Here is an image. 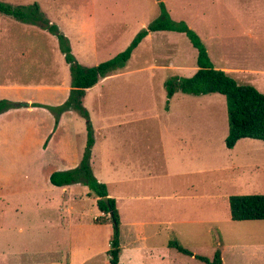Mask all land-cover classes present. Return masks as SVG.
Listing matches in <instances>:
<instances>
[{
    "label": "rangeland",
    "instance_id": "rangeland-1",
    "mask_svg": "<svg viewBox=\"0 0 264 264\" xmlns=\"http://www.w3.org/2000/svg\"><path fill=\"white\" fill-rule=\"evenodd\" d=\"M39 1L44 5L45 0ZM0 2L21 5L28 11L35 0ZM163 2L169 8L171 19L182 20L198 35L214 67L231 69L227 70L228 74L238 83L251 84L264 93V0ZM119 6V17L103 20L101 24L113 22L111 27L95 29V33L87 29L89 32L70 36L71 52L80 64L93 66L114 57L160 14L156 0L120 2ZM69 21L78 27L81 24L98 27V20H85L81 12L74 13ZM196 57L197 50L184 33L152 31L132 51L123 68L94 85L83 97L92 118L94 114H101L107 119L120 118L124 123L136 125L192 122L209 128L210 161L215 166L218 193L226 196L217 202L214 222L197 224L196 228L182 227L178 237L165 232L150 237L142 245L133 244L130 237L132 245H128L121 233L119 264H208L175 249L164 251V255L168 239L177 240L184 248L210 259L218 249L222 264H264V220L234 221L228 213L229 195L264 194V141L242 138L232 149L225 147L228 118L225 97L218 93L176 92L169 100L170 112L163 111L167 100L165 81L192 75ZM56 58L40 29L0 13V85H38L51 77L49 68ZM31 87L32 90L0 89V100L18 104L2 111L10 112L6 116L8 121L0 123V264H68V225L90 223L98 210L91 197L84 195L82 182L79 183L83 185L74 189L81 198L67 200L60 187H31L34 180L30 177H16L20 167H24L22 161L26 156L32 157V162L27 164L28 172L34 173L37 166L42 171L47 169L48 152L45 159L40 157L37 162L36 155L43 154L39 153L37 143H41L44 133L50 135L54 131L53 123L59 113L50 107L64 104L69 97L53 100L50 91ZM28 96L36 102L32 105L33 112L26 109ZM58 97L62 99V92ZM41 106L45 112L40 110ZM12 109H21L19 115ZM70 110L72 122L62 127L58 135L74 136L79 165L87 142V121L78 111ZM65 111L62 113L66 115ZM38 134L42 135L35 141ZM60 147L62 150L63 146ZM197 147L203 149L206 158V143L199 142ZM61 169L56 171H64ZM38 176V183L42 184V174ZM86 190L93 196L88 187ZM191 217L195 219L197 215ZM71 230L75 231V227ZM85 254H79L75 260L79 261ZM108 260V255L96 254L81 264H105Z\"/></svg>",
    "mask_w": 264,
    "mask_h": 264
},
{
    "label": "crops",
    "instance_id": "crops-1",
    "mask_svg": "<svg viewBox=\"0 0 264 264\" xmlns=\"http://www.w3.org/2000/svg\"><path fill=\"white\" fill-rule=\"evenodd\" d=\"M35 2L38 4L43 16L48 20V24L56 25L58 32L68 38L71 48V35L79 36L89 32L87 29L95 33V29H105L106 25L111 27L113 22L102 26L103 20L117 19L119 17V3L135 2V0H45L43 2L44 5H40L39 0H35ZM72 2L77 3L73 5ZM166 9L169 8L167 7ZM77 12H81L82 18H85V20H98V27H86L82 24L78 27L70 22L69 20ZM174 21L182 20L177 19ZM27 24L40 29L47 37L52 51L56 54L57 63L53 61L52 66L49 68L51 77L48 80L36 83L38 85H0V89L4 90L7 87L8 90H32L31 86H33L34 89L50 91L53 100H66L65 98L69 96L71 89L70 79H68L70 78V73L67 71L69 66L64 59V54L60 51L56 35L41 22ZM150 33L144 38L149 37ZM196 68L197 66L194 71ZM222 70L228 73L227 70L231 69ZM111 75L100 79L97 83ZM91 88H88L86 93ZM61 92L62 99L61 97L59 99L58 94ZM26 101L28 105L26 109L33 112L35 108L32 107V104L36 103L33 101V97L28 96ZM41 104L43 103L41 102ZM20 110L16 109L14 111L12 109L11 111L19 115ZM40 110L45 112L42 106ZM163 111L166 114L170 112L169 101ZM8 112L10 111L0 113L1 124H5L8 121L6 117ZM65 112L66 115L61 113L57 123H53V133L50 135L48 133L41 134L42 141L37 143V145L40 144L39 153H43L40 156L36 155L37 162L40 161V157L44 156L45 159L48 152L47 159L49 163L47 162V169L42 171V168L37 166L34 173L32 171L28 172L27 164L32 162V157L27 159V156L23 155L25 157L22 161L24 167H20V170L15 175L19 179L30 177L31 180H34V182L30 183L31 187L56 186L50 182V175L57 168L69 170L78 165L77 151L73 142L74 136L72 134L69 136L66 133L67 141L64 135L62 136L63 140L58 135V131L65 127L68 122H72L73 119L71 118L73 115L71 110ZM93 117L89 113L94 138L90 149V167L94 177L106 185L107 197L113 198L116 202L119 213V236L124 233L125 241H128V245H132V242L133 244L142 242L146 244L150 237L165 232L178 237L183 230L182 227L196 228L197 224L214 222L217 202L219 199L220 201L224 200L226 196L218 193V183L215 181V166L213 161H210L208 149L211 135L208 133L209 128L192 122L136 125L129 122L124 123L119 120L120 118L107 119L101 114H94ZM38 125H32L31 127L38 128ZM33 130L36 131L35 129ZM64 130L66 129L64 128ZM41 135H35V141H38ZM199 142L206 143V158H204L203 149L197 147ZM60 145L63 146L62 150ZM26 147L20 146L18 148L24 149ZM63 163L66 165H63ZM37 173L39 175L40 173L42 174V184L38 183L39 176ZM79 185L83 184L75 182L56 187H60L64 192V198L66 197L67 200H78L81 198V194L76 193L74 189ZM82 187L84 195L91 197V201L97 207V196L94 194L90 196V192L86 190L87 186L84 185ZM65 193H68L67 196ZM97 210L98 213L92 218V222L87 224L78 223L75 226L72 224L68 225L70 229L67 247V251H69L67 253L69 255H67L68 264H81L82 261L96 254L108 255L107 250L113 234V224L98 207ZM192 214L197 215V217L193 219L191 217ZM120 226L123 227L122 230ZM74 227L75 231H72L71 229ZM130 237L133 239L132 242L129 241ZM170 242L179 244L177 240H166V247L162 252L164 255V251L177 250L170 245ZM148 249L151 250L152 248L149 247ZM79 254H85V256L83 255L84 257L82 256L79 261H76L75 257ZM192 254L189 256L194 257L195 253L192 252ZM105 264H110L109 260Z\"/></svg>",
    "mask_w": 264,
    "mask_h": 264
},
{
    "label": "trees",
    "instance_id": "trees-1",
    "mask_svg": "<svg viewBox=\"0 0 264 264\" xmlns=\"http://www.w3.org/2000/svg\"><path fill=\"white\" fill-rule=\"evenodd\" d=\"M157 1L160 10L159 16L148 23L145 28L139 30L123 51L93 66H84L75 59L71 52L68 38L58 32L56 25L48 24V20L43 16L36 2L33 3L32 8L28 11H24V7L21 5L14 6L0 2V13L26 23L41 22L58 39L60 51L64 54V59L69 66L71 89L69 97L64 104L50 107V109L56 111L57 114L70 109L78 111L87 121V142L79 165L69 170L53 172L50 175V182L56 186L82 182L97 196L96 204L98 209L107 215L113 224V234L108 249L110 264H118L119 261V213L113 198L107 197V202L103 200V197L108 195L106 185L94 177L90 167V149L94 142L93 128L89 120L88 111L83 106L82 99L88 88L93 87L100 79L123 68L132 51L149 32L176 31L184 33L197 50V68L192 75L188 77H172L165 81L166 107L169 99L178 91L192 95L221 94L225 97L228 118V133L224 140L225 146L232 148L242 138L264 141V93L251 84L238 83L226 71L215 68L198 35L185 22L172 20L163 1ZM17 105L0 100V112L5 111L10 106ZM32 105L35 104L33 103ZM228 207L231 220H264V194L230 195L228 197ZM170 245L183 254L193 255L190 250L176 242H170ZM194 257L208 264H222L218 249L214 252L211 259L199 254H195Z\"/></svg>",
    "mask_w": 264,
    "mask_h": 264
},
{
    "label": "water",
    "instance_id": "water-1",
    "mask_svg": "<svg viewBox=\"0 0 264 264\" xmlns=\"http://www.w3.org/2000/svg\"><path fill=\"white\" fill-rule=\"evenodd\" d=\"M103 200H104L105 202H107V196H104V197H103Z\"/></svg>",
    "mask_w": 264,
    "mask_h": 264
}]
</instances>
